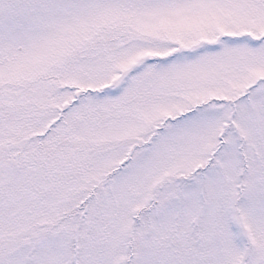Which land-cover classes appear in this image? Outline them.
Listing matches in <instances>:
<instances>
[{
  "label": "snow or ice",
  "instance_id": "snow-or-ice-1",
  "mask_svg": "<svg viewBox=\"0 0 264 264\" xmlns=\"http://www.w3.org/2000/svg\"><path fill=\"white\" fill-rule=\"evenodd\" d=\"M0 264H264V0H0Z\"/></svg>",
  "mask_w": 264,
  "mask_h": 264
}]
</instances>
